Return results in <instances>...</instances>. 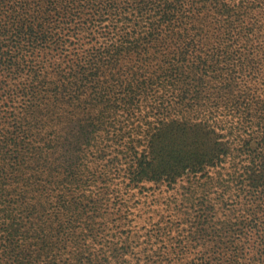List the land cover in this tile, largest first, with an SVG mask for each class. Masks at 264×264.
Returning a JSON list of instances; mask_svg holds the SVG:
<instances>
[{"label":"trees","instance_id":"obj_1","mask_svg":"<svg viewBox=\"0 0 264 264\" xmlns=\"http://www.w3.org/2000/svg\"><path fill=\"white\" fill-rule=\"evenodd\" d=\"M0 264H264V0H0Z\"/></svg>","mask_w":264,"mask_h":264},{"label":"rangeland","instance_id":"obj_2","mask_svg":"<svg viewBox=\"0 0 264 264\" xmlns=\"http://www.w3.org/2000/svg\"><path fill=\"white\" fill-rule=\"evenodd\" d=\"M160 189L164 190L165 188H164V187H162V188H158V187H157V188H156V192L159 193V192H160ZM172 245H174V244H171L170 246H172ZM141 247H142V246H139L138 249L141 250ZM157 247H158V246H157Z\"/></svg>","mask_w":264,"mask_h":264}]
</instances>
